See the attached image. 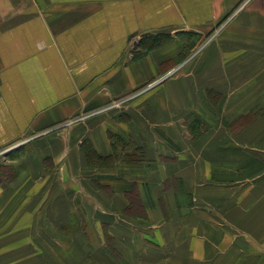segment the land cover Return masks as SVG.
Listing matches in <instances>:
<instances>
[{"label": "crops", "instance_id": "crops-1", "mask_svg": "<svg viewBox=\"0 0 264 264\" xmlns=\"http://www.w3.org/2000/svg\"><path fill=\"white\" fill-rule=\"evenodd\" d=\"M0 264H264V0H0Z\"/></svg>", "mask_w": 264, "mask_h": 264}, {"label": "built area", "instance_id": "built-area-1", "mask_svg": "<svg viewBox=\"0 0 264 264\" xmlns=\"http://www.w3.org/2000/svg\"><path fill=\"white\" fill-rule=\"evenodd\" d=\"M200 50V49H199ZM199 50L195 51L194 54H197L199 52ZM128 101L127 98H120L118 99L117 102H115V104H111L109 105V107L107 108H113L114 106L115 107H121V106H124L126 104V102Z\"/></svg>", "mask_w": 264, "mask_h": 264}, {"label": "rangeland", "instance_id": "rangeland-1", "mask_svg": "<svg viewBox=\"0 0 264 264\" xmlns=\"http://www.w3.org/2000/svg\"><path fill=\"white\" fill-rule=\"evenodd\" d=\"M120 99V98H119ZM118 101V99H115V100H113L110 104H108L106 107H109V105H111V104H115V102H117ZM113 108H116L115 106L113 107Z\"/></svg>", "mask_w": 264, "mask_h": 264}]
</instances>
